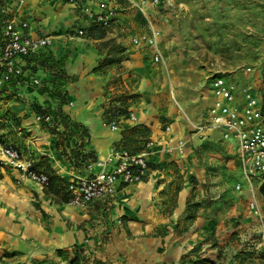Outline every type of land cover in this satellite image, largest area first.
<instances>
[{
  "label": "crops",
  "instance_id": "obj_1",
  "mask_svg": "<svg viewBox=\"0 0 264 264\" xmlns=\"http://www.w3.org/2000/svg\"><path fill=\"white\" fill-rule=\"evenodd\" d=\"M145 1L142 10L146 17L141 11L131 8L123 1L115 0L118 23L108 28V37L98 39L92 32L87 36L86 30L94 24L83 10L87 6L93 10L95 7L86 0H76V4L62 0H23L21 4L19 0H0V36L3 25L13 20L17 23H28L27 34L30 38H49L51 41L47 48L21 62L24 67L23 77L9 85L0 93V97L10 98L6 106L14 117L13 123H18L24 134L27 133L23 138L17 139L21 146L20 152L26 151L29 158H33L35 162L40 161L41 164L36 165L39 172H46L44 170L48 169V173L58 179L56 185L51 186L52 189L46 190L45 187L28 180L19 183L18 172L11 169L10 175L14 184L11 183V190L6 187L5 198L0 197V264H31L19 262L20 260L12 256H3L4 251H13L15 243L18 245V242L25 240L34 241L36 245L52 251L80 247L87 256H91V260L97 258L102 261H110L107 257L114 253L120 254L118 251L123 253L126 246L133 247L132 257L126 264H195L190 262L193 255L187 256L193 248L199 249L194 254L198 261L205 260L209 264H236L234 259L218 258V254L226 250L225 246L229 244L224 237L217 243V193L224 189H229L233 202L228 219L229 215L235 217V225L239 224V227L243 228L240 232L241 240L246 241L251 236L258 237L264 230V187L258 176H252L250 179L244 177L234 140L223 139L221 131L211 127L212 129L200 133L203 136L200 141L209 151V157L201 163L194 159L188 146L182 156L168 154L170 149L167 148L170 145H175L176 148L178 141L190 138V121L199 124L206 121L213 97L210 84L205 85L200 70L195 66L171 65L172 75L168 77L162 67L152 64V58L157 53L167 60L180 58L182 51L176 47L175 36L170 37L168 32H165L158 38L156 45L132 44L133 38L142 33H149L148 24L138 22L140 19L151 22L154 16L152 12L157 7L151 0ZM153 28L159 29L156 23ZM79 30L84 32L83 36L78 35ZM110 39H114L124 49L122 71L136 81L131 84L132 89L143 93V97L132 108L134 120H130L128 127L143 124L150 129L149 139L153 145L146 155L150 172L145 181L135 185L117 186L113 197L95 201L88 207L79 209L66 202L65 186L72 177L83 175L85 172L83 170V174H80L79 169L73 165L76 160L69 159V149H64V146L56 147L55 143L59 138H53L54 136L35 122L36 115L32 114L30 104L42 105L45 95L36 91L32 81L36 79L40 85L41 81L52 79V72L43 64L46 60L59 63L60 68L69 77V80L57 81V85H61L66 91L71 103L64 111L72 121L84 126L89 135L80 152H92L96 159L106 158L111 149L123 146L121 128L111 131L109 126L103 123L101 116L106 100V85H111L107 83L115 75V71L107 69L105 74L93 72L100 59L95 44ZM244 88H249L255 93L251 85H245L242 89ZM242 89L239 92L235 90L234 93L238 106L242 105ZM2 103L3 100H0V104ZM162 116L169 128L167 132L161 125ZM11 128L8 130L15 131L14 126ZM5 132L4 130V134ZM3 141L6 143L4 136ZM222 155L232 158L226 164V174L232 176L229 182L224 181L220 175L217 176V156ZM171 162L175 163L181 174L198 173L200 195L193 202H197L199 207L197 217L192 223H185L184 213L187 201L191 198L190 189L185 184V188L177 195L176 207L171 217L164 216L161 211L171 197L159 193L163 186L173 180H167L163 172L164 168L166 172L170 169ZM208 168L209 173H206ZM244 201L246 202L242 203ZM252 202L256 203L261 215L260 221L255 217L258 215H254L251 210L245 211V204ZM89 211L110 212L112 217H123V229L108 224L107 239L101 237L99 224L90 220V215L86 214ZM148 219L153 223H147ZM160 224L165 227V239L147 238L146 235L157 229ZM127 233L133 237L139 235L135 243L128 242L134 238L126 237ZM236 250L231 247L229 255ZM254 252L258 257L257 261L263 264L258 246L254 245ZM129 253L130 251L128 255ZM183 258L184 262L181 263ZM117 264H121L120 261Z\"/></svg>",
  "mask_w": 264,
  "mask_h": 264
},
{
  "label": "rangeland",
  "instance_id": "obj_2",
  "mask_svg": "<svg viewBox=\"0 0 264 264\" xmlns=\"http://www.w3.org/2000/svg\"><path fill=\"white\" fill-rule=\"evenodd\" d=\"M154 10L155 11L152 12L154 16H152L151 22L145 19L139 20L140 22L138 23L140 24H144L145 22L148 24L149 33H142L138 37L148 36L151 32H155L158 42V38L165 34V32H168V36H175V40H177L176 47L182 52L179 54L180 58H171L168 60L165 59L163 55L161 56L157 53L155 55H158L159 59L155 61L154 55L152 58L153 65L162 67L168 77L172 75L170 71L171 65H193L200 70V75L203 77L205 85H209L214 76H219L232 83L237 92L245 85H251L254 88L256 98L261 103L264 114V0H158L157 7ZM142 14L146 17L144 12H142ZM154 23L158 25L159 29L155 30L153 28ZM107 30L108 29L96 31L95 37H101L102 34L103 38L108 37L109 33H107ZM140 45L145 46L148 44ZM95 47L100 54V59L93 68V72L105 74L107 69H114L115 71V75L107 83L111 85H106V100L103 104L104 107L101 115L103 117V123L109 126L111 124L110 122H114L117 125V129L121 128L122 148L132 153H147L148 149L146 148V144L151 142L149 139L151 134L150 129L143 124H135L132 127H128L131 120L130 115H132V108L140 101L141 97H143V93H139L132 89L131 84L136 83V81H134L131 75L122 71L121 63L125 58L124 49L117 44L114 39L96 43ZM58 83L59 82L55 81L52 76V79L49 81L43 80L40 85L35 86L36 91H39L43 96L45 95L44 97L42 96L45 101L42 105L31 103L30 110L32 114L36 116L39 114L49 115L52 121L54 117L59 118V114H62L71 120L69 114L64 111V108L66 106H71V103L68 101L66 91L63 90L61 85H57ZM0 100L4 102L0 104V125L6 131L4 134L5 142L13 144V146L20 151L21 146L17 139L23 138L27 133L24 134L23 129L20 128L18 123H13L14 117L9 112V107L6 106L10 98L0 97ZM205 120L206 121L200 124L190 121V138L184 139V141H178L176 143V145H178L176 148L174 147L175 145H170L167 148L170 149L168 154H181L179 156H182L185 148L188 146L187 148H190L191 155L194 156V159H196L198 163H201L203 159L209 157V151H207L205 144L200 141L203 138L200 133L211 128L209 115H207ZM165 122V118L162 116L161 125L163 126V130L167 132L169 128L165 125ZM12 126H14L15 131L8 130ZM39 127L45 128V126L40 123ZM57 129L62 128L58 126ZM57 129L55 135L58 136L53 137L55 139L59 138L56 142L58 144L57 148L64 146V149H69L68 147H74V138L70 139L67 136L68 132L65 134V132L57 131ZM49 134L51 135V133ZM192 146L193 149L191 150ZM25 152H21L22 157L27 161H31L33 167L37 170L36 165H40V161L35 162L33 158H29ZM68 156H70V151L68 152ZM217 160H219V164H217V176L220 175L224 181L229 182L232 180V176L226 174V164L229 160L231 161L232 158H225L222 155L220 157L217 156ZM169 166L170 169L166 172V168H164L163 172L167 180L170 178H173V180L168 185L163 186L159 193L162 195L168 194L171 197L165 202V207L161 211L164 213V216L171 217L176 207L177 195L185 188V184L186 187L190 189L191 195V198L187 201V207L184 213L185 223H192L197 217L196 212H198L199 207L197 202H193L194 199L196 201L200 195L198 191V173L193 174L188 172L181 174L174 162H171ZM76 168L82 173V165ZM37 171L39 172V170ZM44 171L46 172L43 173L51 175L48 173V169ZM10 173L11 169L0 166V185H3L0 186L1 198H5L7 193L6 187L10 190L12 188L11 183H13L14 180ZM206 173H209V168L206 170ZM236 180H238V178ZM15 187L14 185V190L16 191ZM236 189H238V186ZM245 202L246 201L242 203ZM249 204H245V211L250 212ZM232 206L233 202L231 201L229 189H224L217 193V243L221 237H224L227 239L226 242H229V244L225 246L226 250H222V252L218 254V258L223 260L231 258L235 260L236 264H261L257 261L258 257L254 252V245L257 247L259 236H251L246 241L241 240L240 232L243 228L239 227V224L235 225L233 220L235 217L229 215L228 219V213ZM86 214L90 215V220H95V223L99 224L102 231L101 237L105 239H107L109 235V226L106 225L113 224V227L116 226L118 229H123V217L115 218L112 217L110 212L104 211L102 213H91V211H89ZM94 214H96V217L92 216ZM255 217L258 221L261 220L260 214ZM147 223L152 224L153 221L148 219ZM157 227V229H153L148 233L146 237L164 240L166 232L165 227L161 224ZM127 236L134 238L128 241L129 243H135L139 235L133 237V235L127 233L126 237ZM231 247H235L237 250L229 255V249ZM131 248L133 249V247L126 246L123 253L118 251L120 254L114 253L111 257H107L110 261H102V259L97 258L91 260V256L85 255L91 261L99 260L103 264L108 262V264H117L118 261H120L121 264H126L125 262L127 260L129 261L133 254ZM71 249L72 247H69V249H59L63 251L62 254H59L57 252L58 250L52 251L38 244L36 245L34 241L25 240L18 242V245L15 243V249L9 252L4 251L3 256L5 258L12 256L22 263L68 264V260L71 257ZM194 249L195 248L187 255H193V258H190V262L195 264L207 262L205 260L198 261L197 257H194V254H196L199 249ZM127 250L130 251L129 255ZM182 262H184V258L181 263ZM207 264L209 263L207 262Z\"/></svg>",
  "mask_w": 264,
  "mask_h": 264
},
{
  "label": "built area",
  "instance_id": "obj_3",
  "mask_svg": "<svg viewBox=\"0 0 264 264\" xmlns=\"http://www.w3.org/2000/svg\"><path fill=\"white\" fill-rule=\"evenodd\" d=\"M62 1L76 4V0ZM86 1L95 7L93 10L87 6L83 10L94 25L108 29L118 23L115 0ZM121 1L141 12L146 4L145 0ZM22 2L23 0H19V4ZM151 3L156 5L158 0H151ZM28 30L27 22L17 23L10 20L3 25L0 40V93L23 77L24 67L21 62L35 56L51 44L49 38H30ZM78 35L83 36L84 32L79 30ZM132 43L156 45L157 35L151 32L148 36L133 38ZM158 59L159 56L155 55L154 60ZM32 84L36 86L39 81L34 79ZM210 86L213 97V103L208 111L210 127L220 130L223 139L235 141L244 177L250 179L252 176H258L264 187V114L258 99L249 88H244L241 91L242 105H236L234 85L219 76L212 78ZM130 119L134 120L133 115H130ZM49 121V116L35 117L38 124ZM109 128L116 131L117 125L111 123ZM3 136L4 130L0 125V166L17 171L19 183L28 180L43 188L47 187L48 177L37 172L32 162L25 160L15 146L4 143ZM152 145V142H148L146 148L149 150ZM146 155L147 153L137 154L127 149L113 148L106 158L88 163L84 169L85 174L72 177L65 186L69 195L68 204L84 209L95 201L113 197L117 186L135 185L145 181L150 172ZM94 169L98 171L95 172ZM249 209L254 215L259 214L255 203H250ZM258 240L257 246L264 264V230Z\"/></svg>",
  "mask_w": 264,
  "mask_h": 264
},
{
  "label": "trees",
  "instance_id": "obj_4",
  "mask_svg": "<svg viewBox=\"0 0 264 264\" xmlns=\"http://www.w3.org/2000/svg\"><path fill=\"white\" fill-rule=\"evenodd\" d=\"M100 30H105L103 28H101L98 25H92L89 29L86 30L87 32V36H90L91 32L95 34L96 36V31H100ZM94 36V35H93ZM103 34L101 35V37H97L98 39H102ZM0 40H1V36H0ZM44 66L50 70L52 73L53 78L55 79V81H64L67 80L69 77L67 75V73L60 68L59 63L58 62H50V61H46L45 63H43ZM37 116H49V115H37ZM50 117V116H49ZM110 123H114V122H110ZM109 123V124H110ZM41 125L45 126L46 130L51 133L52 136L57 137L58 135H55L56 129L58 126H61L62 129H57V131H62V132H68L67 136L71 139L74 138L73 142H75V146L74 147H68L69 151H70V157L69 159H72L73 161H75V163H73V165L75 167H78L80 165H82V171L85 169V166L88 163H92L96 161V157L94 156V154L92 152H88L86 154H82L80 152V150L83 148L85 140H87L89 138L87 129L74 122L71 121L67 116L59 114V118L58 117H54L53 121L51 120L50 117V121L49 122H41ZM56 147L58 146L57 143H55ZM119 149H125V148H119ZM37 171V170H36ZM38 172V171H37ZM39 173H43V172H39ZM45 174V173H43ZM82 174V173H80ZM48 177V185L47 187H45L46 190H50L52 189V187H54L56 185V182L58 181V179L53 176V175H47ZM264 191V188L262 189ZM65 200L66 202H68V194H65ZM59 254H62L63 251L62 250H58L57 251ZM71 257L68 260V264H103L101 261L99 260H94L91 261L85 254L84 250L81 249L80 247H72L71 249ZM90 260V261H89Z\"/></svg>",
  "mask_w": 264,
  "mask_h": 264
}]
</instances>
